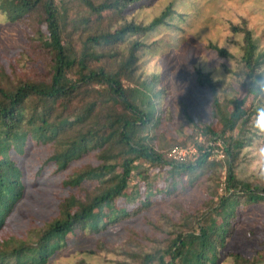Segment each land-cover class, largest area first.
Masks as SVG:
<instances>
[{"label":"trees","instance_id":"16d2710c","mask_svg":"<svg viewBox=\"0 0 264 264\" xmlns=\"http://www.w3.org/2000/svg\"><path fill=\"white\" fill-rule=\"evenodd\" d=\"M138 1L0 0L6 19L25 29L29 71L34 69L33 74L0 73V264H52L88 233H103L162 205L165 211L150 225L166 237L149 250L125 254L135 264L264 262V252L250 259L227 251L243 206L264 203V184L238 176L241 148L252 142L249 119L259 96L250 91L248 76L264 79L259 77L264 50L252 29L231 26L243 36L241 66L222 98L211 74L195 70L198 86L211 97V120L197 129L202 140L194 141L196 159L173 161L169 151L190 143L159 137L167 119V89L159 74L146 76L138 69L140 56L151 48L145 39L175 27L182 16L173 19L175 10L168 6L148 24L125 21L113 30L111 23ZM208 48L221 58L233 57L215 43ZM182 110L192 121L188 106ZM34 140L49 147V155L34 176H27L24 163ZM90 156L93 161L74 166ZM49 166L55 174L73 169L64 183L78 193L63 197L56 217L27 237L5 234L28 184L37 185ZM220 166L226 168L224 180L217 178L208 190L203 178ZM85 181L95 186L84 188ZM195 187L207 195L200 206L180 198Z\"/></svg>","mask_w":264,"mask_h":264},{"label":"rangeland","instance_id":"374dc122","mask_svg":"<svg viewBox=\"0 0 264 264\" xmlns=\"http://www.w3.org/2000/svg\"><path fill=\"white\" fill-rule=\"evenodd\" d=\"M168 6H173L175 10L173 19L177 15L182 17L175 21V27H163L145 39L151 48L140 56L138 72L146 76L159 74L160 86L167 89L163 102L168 109L167 119L159 137L169 141L177 138V141L193 144L196 139L199 141L202 138L197 129L209 123L212 109L210 94L198 86L195 70L199 68L210 73L219 84L220 95L222 94L233 82V72L240 68L243 54V36L232 33L231 26L245 25L252 29L254 37L264 50V0H139L119 20L111 23V26L115 30L130 21L148 24ZM107 16L106 13L105 18ZM156 41L160 43L154 45ZM25 43L24 27L9 22L0 8V73L33 74L34 69L29 71L30 61L27 59ZM210 43L228 50L233 57H219L209 50ZM223 96L222 94L221 98ZM232 96L234 94L228 97ZM262 100L264 97L258 96L254 104L257 105ZM183 105L188 106L192 121L184 114ZM239 129L238 127L234 131V137L239 134ZM31 143L33 147L29 149L24 163L27 176H34L49 155V147H44L43 142L34 140ZM91 161L90 156L74 166ZM251 162L250 146L241 148L239 178L264 184V178L259 177L250 167ZM44 171V177L37 185L28 184L25 196L16 206L8 228L3 230L5 234L27 237L30 230L44 226L45 222L56 217L58 204L63 197L78 193L77 187L64 183L73 169L55 174V167L49 166ZM225 174L226 168L223 166L213 169L203 178L207 189L214 188L217 178L220 177V182L224 180ZM94 186L93 181L82 183V187L87 189ZM180 198L189 199L192 204L200 206L207 195L203 189L195 187L188 189ZM165 209L166 205L154 206L137 217L110 225L103 233H88L90 235L62 250L52 264H135L125 254L149 250L158 245L156 240L166 237L152 230L150 225L151 221L159 220V214ZM263 244L264 203L248 205L247 208L243 206L242 216L228 239L227 251L239 252L254 259L259 252H264ZM88 250H95L96 254L88 253ZM228 260L224 258V261Z\"/></svg>","mask_w":264,"mask_h":264},{"label":"clouds","instance_id":"9594fccd","mask_svg":"<svg viewBox=\"0 0 264 264\" xmlns=\"http://www.w3.org/2000/svg\"><path fill=\"white\" fill-rule=\"evenodd\" d=\"M264 77V75L259 76ZM251 90L255 89L257 95L264 97V79L252 81L248 76ZM249 126L253 131L252 144L250 145V154L252 162L250 167L256 171L257 175L264 178V100L255 106V109L249 119Z\"/></svg>","mask_w":264,"mask_h":264},{"label":"built area","instance_id":"2783aa9c","mask_svg":"<svg viewBox=\"0 0 264 264\" xmlns=\"http://www.w3.org/2000/svg\"><path fill=\"white\" fill-rule=\"evenodd\" d=\"M201 139L202 138H200L199 141H201ZM197 155H198V147L197 144L195 143L190 144L187 147L176 146L172 148L168 153V157L171 160L177 162H186L192 159L194 160L196 159Z\"/></svg>","mask_w":264,"mask_h":264}]
</instances>
